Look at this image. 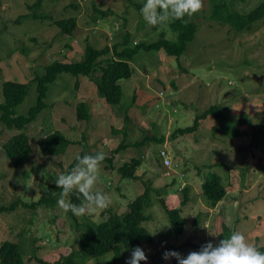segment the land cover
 <instances>
[{
  "label": "rangeland",
  "instance_id": "1",
  "mask_svg": "<svg viewBox=\"0 0 264 264\" xmlns=\"http://www.w3.org/2000/svg\"><path fill=\"white\" fill-rule=\"evenodd\" d=\"M35 1L0 0V100L4 81L30 84L27 98L16 108L18 114L36 103L34 79L53 60H81L88 44L112 46L124 41L127 33L134 44L154 41L161 32L175 39L169 22L145 23L139 8L143 0H44L42 12L51 18L25 17L16 22L30 13L28 5ZM224 1L243 14L264 2ZM221 2L201 0L200 9L189 16L198 25L195 38L179 58L144 50L135 56L131 62L134 74L121 81V104L109 105L88 77L61 73L50 85L47 107L24 130L30 138L32 158L22 167L14 168L2 148L19 130L0 121V205L21 201L10 212L0 214V245L4 240L20 244L27 264H42L37 257L68 264L64 257L77 251L81 225L100 222L110 212H126L150 184L151 201L144 209L149 218L143 222L150 240L143 242L147 260L140 264H176L175 258L164 261L162 253L174 250L186 255L209 241L215 245L233 231L242 233L253 246L264 247V17L238 32L211 18L213 7ZM96 8L107 15H100ZM73 16L78 24L72 34L62 33L54 24L56 19ZM81 102L87 104V120L77 117ZM217 104L233 121L241 117L248 121L239 126L241 136L215 129L212 115L201 120L195 132L174 136L177 129L192 126L198 114ZM55 130L76 143L63 155L45 157L40 142ZM154 136L164 141L155 142ZM83 144L90 152L113 155L115 167L142 158L137 178H122L116 169L100 163L95 188L108 193L110 204L79 217H72L57 204H41L36 209L25 206L22 202L37 201L54 184V175L67 172L63 166L72 162ZM121 144L125 149L113 153ZM177 162L180 166H175ZM214 173L222 177L228 190L216 206L202 188ZM185 186L189 199L183 205ZM160 198L169 207L181 209L186 221L182 234L176 232ZM129 253L119 264H125ZM74 261L94 264L96 259L77 254Z\"/></svg>",
  "mask_w": 264,
  "mask_h": 264
},
{
  "label": "trees",
  "instance_id": "2",
  "mask_svg": "<svg viewBox=\"0 0 264 264\" xmlns=\"http://www.w3.org/2000/svg\"><path fill=\"white\" fill-rule=\"evenodd\" d=\"M43 4L44 0H36L34 3L29 4L28 8L30 13L21 15L16 22L21 23V18L25 17L35 19L51 18L48 14L42 12ZM141 6L139 5V8ZM96 12L103 16L107 15V11L99 8H96ZM210 16L212 19L223 24L231 25L234 30L239 32L251 28L253 24L264 17V2L260 3L250 12L243 14L238 11H233L230 5L223 0V2L217 3L213 7ZM77 21V17L73 16L56 19L54 20V24L60 28L61 32L72 34L77 27ZM169 27L174 32L175 39H170L166 36V33L161 32L158 39L154 41L144 40L134 44L128 39L130 34L127 33L125 41L114 43L112 46L106 45L103 48H97L92 44H88L81 60H53L48 63L44 71L34 79L36 82V103L26 113L18 114L16 108L27 98L30 91V84L17 80L4 81L2 85L3 100H0V121L9 129L19 130L18 133L12 135L2 144V148L10 164L14 168H19L30 162L32 158V146L30 138L24 130L47 107L46 99L50 85L57 80L61 73L65 72L73 76L88 77L96 84L99 96L104 98L109 105L121 104L123 97L121 81L123 79H129L134 74L135 68L131 62L136 54L142 50L146 52L164 51L169 56L179 58L186 52L188 44L195 38L198 25L186 15L182 19L169 21ZM98 69L100 74H97L96 70ZM210 115H212L216 122L214 125L215 129H221L225 134H231L233 137L241 136L242 132L239 131V126L248 123L242 117L239 120L236 119L233 121L225 113V110L217 104L212 105L201 114H198L192 126L177 129L174 136L195 132L200 127L201 120L206 119ZM77 117L79 120H87L90 118L86 103L81 102L77 105ZM152 140L158 143L164 141L163 137L159 138L157 136H154ZM75 143V140L70 139L61 130H55L41 140L39 145L40 152L45 157L63 155L69 145ZM125 147L124 144H121L113 153L116 154L122 149H125ZM85 153L94 154L96 152L88 151L86 145L83 144L82 150L78 154L83 155ZM113 160V155H105V159L100 163L105 164L108 169L110 167L116 169L122 178L128 179L137 178L136 172L143 162L142 158L134 157L128 161H123L120 166L115 167ZM74 163L75 160L73 158L72 162L66 168L63 166V169L67 172L70 171ZM176 164L175 166H180L178 162ZM25 173L26 167L20 174V176L22 175V179H24ZM202 188L203 193L211 202L212 206H216L228 192L227 188L222 184V177L217 173H214L212 178L207 179L203 183ZM46 189L37 201L22 203L33 209L40 207L41 204L46 206L56 205L60 189H58L55 183L49 184ZM183 191L185 197L182 200V204L186 205V201L189 199L187 197L188 188L185 186ZM150 193L151 185L149 184L145 186L142 194L130 202L129 209L126 212H110L100 222L90 220L89 223L81 225L84 227L83 231L79 234V247L77 251H72L64 257V261L68 264H76L74 258L78 254V256H88L96 259L94 264H119L123 255L129 252L133 246L139 245L144 249V240H150L149 231L143 226V222L149 218L144 213V209L150 204ZM65 199L71 203L79 204L82 196L73 191ZM160 201L168 216L171 218L172 223L175 225L176 232L179 235L182 234L186 226V221L181 214V209L169 207L165 198H160ZM20 203L21 201H15L11 205H0V214L10 212ZM68 214L75 217L70 210ZM223 228L227 229L226 225L223 224ZM257 247H259L258 249L260 251H264V247ZM110 252H112L110 259L104 261L99 259ZM36 259L42 264H53L39 257ZM27 263L28 260L23 257L20 244L11 240L1 242L0 264Z\"/></svg>",
  "mask_w": 264,
  "mask_h": 264
},
{
  "label": "clouds",
  "instance_id": "3",
  "mask_svg": "<svg viewBox=\"0 0 264 264\" xmlns=\"http://www.w3.org/2000/svg\"><path fill=\"white\" fill-rule=\"evenodd\" d=\"M201 7V0H143L140 14L148 25H165L171 20L191 16ZM105 159V153H85L74 156L75 163L66 173L54 175V183L60 189L56 204L60 209L71 211L74 216L94 213L97 209L110 204L108 193L95 188L98 183L99 164ZM75 191L82 196L79 204L71 203L65 197ZM175 258L176 264H264V251L249 243L246 237L233 231L220 239L215 245L207 242L198 251L181 255L174 250H165L162 259ZM144 249L133 246L125 264H140L146 261Z\"/></svg>",
  "mask_w": 264,
  "mask_h": 264
},
{
  "label": "built area",
  "instance_id": "4",
  "mask_svg": "<svg viewBox=\"0 0 264 264\" xmlns=\"http://www.w3.org/2000/svg\"><path fill=\"white\" fill-rule=\"evenodd\" d=\"M165 152H163V154H164ZM166 163L168 164V165H170L171 164V162H170V160H166ZM177 165V164H176Z\"/></svg>",
  "mask_w": 264,
  "mask_h": 264
},
{
  "label": "bare ground",
  "instance_id": "5",
  "mask_svg": "<svg viewBox=\"0 0 264 264\" xmlns=\"http://www.w3.org/2000/svg\"><path fill=\"white\" fill-rule=\"evenodd\" d=\"M62 33H63V32H62ZM124 41H125V40H124ZM126 42H129V41H126ZM133 45H134V44H133ZM123 47H124V46H123ZM137 54H138V53H137ZM137 54H136V55H137Z\"/></svg>",
  "mask_w": 264,
  "mask_h": 264
}]
</instances>
